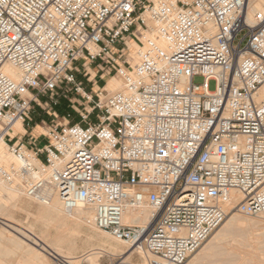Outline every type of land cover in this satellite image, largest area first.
I'll list each match as a JSON object with an SVG mask.
<instances>
[{
    "label": "built area",
    "instance_id": "1",
    "mask_svg": "<svg viewBox=\"0 0 264 264\" xmlns=\"http://www.w3.org/2000/svg\"><path fill=\"white\" fill-rule=\"evenodd\" d=\"M259 3L0 0V141L19 161L0 174L39 203L95 206L96 226L142 241L150 264H184L230 215H264ZM112 76L123 89L110 93ZM145 207L147 223L124 222Z\"/></svg>",
    "mask_w": 264,
    "mask_h": 264
},
{
    "label": "bare ground",
    "instance_id": "2",
    "mask_svg": "<svg viewBox=\"0 0 264 264\" xmlns=\"http://www.w3.org/2000/svg\"><path fill=\"white\" fill-rule=\"evenodd\" d=\"M255 9H264V3L256 4ZM150 36L156 37L155 34ZM4 69L12 78L20 80L21 71L18 68L6 64ZM106 87L113 93L123 89V82L118 77L112 76L108 78ZM13 127L15 131L11 133L12 136L18 131L25 132L21 121L14 122ZM41 128L43 127L38 126L37 131L39 132ZM0 163L6 169L19 166V161L10 153L8 144L2 140L0 141ZM26 199L34 201L26 196L17 179L10 180L0 174V246L1 243H5L4 252L6 255L11 252L19 253L33 263L50 264L46 254L49 251L60 261H65V264H80L82 260L88 264H99L96 256L101 253L100 251L91 249L92 252L82 256V260L79 258L78 260L64 250L61 241L54 242L47 238L46 233L52 223L56 228L73 223L93 232L92 235H87L88 240L93 241L95 235L99 236L101 244L107 249L105 253L121 255L120 264H134L131 257L135 253L141 258H147L148 264L155 258L144 248L142 241L131 244L109 236V233L106 235L105 231L97 230L96 209L93 205H82L73 211H66L58 196L55 195L48 204L37 202L39 207H36L37 209L34 211L27 203L29 200L26 201ZM17 211L26 215L27 223L14 217V213ZM150 214L151 210L147 207L141 210L129 208L123 219L126 224H145L148 222ZM38 225L43 227L40 232L36 231ZM80 233L81 231L72 232V235H80ZM224 255L229 256V258L227 257L228 262L222 260ZM216 260H222L223 264H264V215H258L256 218H246L238 213L231 215L192 255L187 264H214Z\"/></svg>",
    "mask_w": 264,
    "mask_h": 264
},
{
    "label": "rangeland",
    "instance_id": "3",
    "mask_svg": "<svg viewBox=\"0 0 264 264\" xmlns=\"http://www.w3.org/2000/svg\"><path fill=\"white\" fill-rule=\"evenodd\" d=\"M91 72H92V76H94L95 72L94 71H91ZM194 81L196 83H201L203 81V78L201 76H196L194 78ZM86 85H87V88L90 89L91 85L88 84V82H86ZM209 87L211 90H214L216 87V82L214 80H212L210 82ZM106 89L109 92L112 91L108 87H106ZM68 105H69V102L66 99L62 98V99H60V104L57 107H55V109L58 110V112L60 114V118H62L67 112L71 111V108H69ZM38 112L42 113L40 118H44L45 121L47 122V124L51 123L53 116L51 115L49 110H48V112H43L42 110H40L36 106V113H38ZM32 116H33L34 121H37V122H39V124H42L41 119H39V117L35 116V112L32 113ZM78 120H79L78 113L72 112L71 121L77 122ZM92 120H95L94 116L92 117ZM40 127H42V126L40 125ZM40 131H45V129L41 128ZM39 143H41V144L46 143V141L41 139V141ZM28 200H29V202H27V203L29 205H31L30 207H32L31 208L32 210H34V209L36 210L39 207V204L37 203V201H32L30 199H26V201H28ZM30 203H32V204H30ZM238 215H241V216L246 217V218H256V216H252V217L251 216H245V215L240 214V213H238ZM14 217L17 220H20L21 222L27 223L26 222V215L22 212H19V211L15 212ZM8 229L11 230L10 228H8ZM42 229H43L42 226H40V225L36 226L37 232H40ZM97 230H99L100 232H104V231L100 230L99 228ZM78 231H81L80 235H72V232H78ZM92 234H93L92 231L85 230L83 227H80L79 225H75L73 223H67V224H64L58 228L53 226V223H52L50 229L48 230V233H46L47 238L49 240H52L54 242L57 240L61 241L63 243L64 250H66V252H69L70 256H72V257H76L77 259L78 258L83 259V257L87 253L92 252V250L93 251L95 250L97 252H99V251L101 252V253H99L98 256H96L99 264H120V262L122 261V259L120 261L121 255H119V256L118 255H109L108 253H105V252H107V249H105V247L101 244L99 236L95 235L93 241L88 240L87 235L90 236ZM105 234L109 235L108 233H105ZM109 236H111V235H109ZM1 244L2 245L0 246V264H36V263L29 261L27 257L25 258V257H23V255H21L19 253L11 252L9 255H6L4 252L6 245H5V243H1ZM102 248L106 251H104ZM46 254H47V257H48L50 264H65V261H60L58 259V257L53 255L52 253H49V251L46 252ZM192 255L190 256V258L192 257ZM227 257L229 258L228 255H224L222 260L224 262L227 260V262H228L229 259ZM222 260H216L214 262V264H223V262H221ZM131 261L134 264H145V263L148 264L149 263L147 258H145V257L141 258V257H139V255L137 253L133 254V256L131 257ZM187 262L184 264H187ZM80 264H88V263L82 260V261H80Z\"/></svg>",
    "mask_w": 264,
    "mask_h": 264
},
{
    "label": "crops",
    "instance_id": "4",
    "mask_svg": "<svg viewBox=\"0 0 264 264\" xmlns=\"http://www.w3.org/2000/svg\"><path fill=\"white\" fill-rule=\"evenodd\" d=\"M39 108V107H38ZM40 109V108H39ZM41 110V109H40ZM42 115V113L41 112H38V113H36V110H35V116L36 117H39V119H44V118H40V116ZM45 120V119H44ZM37 122V121H36ZM39 127H40V125H38ZM38 126L37 127H35V128H33L32 130H30L29 131V133L31 134V135H33V136H35V137H37V136H39L40 135V131L38 132L37 130H38ZM24 139H26V137L24 138ZM41 139V138H40ZM38 145H43V144H45V143H37Z\"/></svg>",
    "mask_w": 264,
    "mask_h": 264
}]
</instances>
